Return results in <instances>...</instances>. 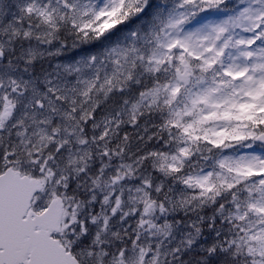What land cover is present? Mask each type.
Segmentation results:
<instances>
[{
    "label": "snow or ice",
    "instance_id": "6c2138e0",
    "mask_svg": "<svg viewBox=\"0 0 264 264\" xmlns=\"http://www.w3.org/2000/svg\"><path fill=\"white\" fill-rule=\"evenodd\" d=\"M0 264H264V0H0Z\"/></svg>",
    "mask_w": 264,
    "mask_h": 264
},
{
    "label": "rangeland",
    "instance_id": "374dc122",
    "mask_svg": "<svg viewBox=\"0 0 264 264\" xmlns=\"http://www.w3.org/2000/svg\"><path fill=\"white\" fill-rule=\"evenodd\" d=\"M154 13H148L147 16L142 15L141 17H137L135 18L133 21H131L128 25L126 26H121V28L119 29V33L118 36H113L109 38V41L107 42H111L117 39H123L126 38V36L133 30H136L138 27H142L144 25H146L148 23V17L153 15ZM102 47L101 44H95L89 47H86L82 50H80L79 52L73 53L74 56H79L82 54H86L96 48H100Z\"/></svg>",
    "mask_w": 264,
    "mask_h": 264
}]
</instances>
